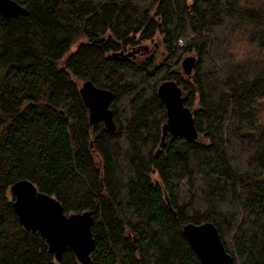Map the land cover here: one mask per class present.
I'll return each instance as SVG.
<instances>
[{"label": "trees", "instance_id": "obj_1", "mask_svg": "<svg viewBox=\"0 0 264 264\" xmlns=\"http://www.w3.org/2000/svg\"><path fill=\"white\" fill-rule=\"evenodd\" d=\"M14 1L29 15H0V264H81L20 222L22 179L93 213L89 264H201L189 222L214 223L234 264H264V0ZM167 79L199 137L161 148ZM85 81L114 93L115 132L89 124Z\"/></svg>", "mask_w": 264, "mask_h": 264}, {"label": "water", "instance_id": "obj_2", "mask_svg": "<svg viewBox=\"0 0 264 264\" xmlns=\"http://www.w3.org/2000/svg\"><path fill=\"white\" fill-rule=\"evenodd\" d=\"M0 15L4 18L28 16L29 12L14 0H0ZM131 55L125 56V58ZM197 63V56L186 57L182 62L184 76L190 77ZM183 76V77H184ZM80 96L88 109L91 126L103 123L110 132L117 130L111 106L114 93L97 87L91 81L82 83ZM183 88L176 80H165L157 88L160 102L166 109L167 120L162 125L160 147L167 137H185L196 141L199 133L194 114L185 105ZM13 207L26 230L39 232L46 240L49 251L60 261L70 249L81 264H89L96 250V239L92 232L94 216L90 211L66 215L62 204L51 195L43 193L29 180L22 179L11 186ZM183 236L198 256L201 264H234L223 244L222 237L212 222L187 223Z\"/></svg>", "mask_w": 264, "mask_h": 264}, {"label": "rangeland", "instance_id": "obj_3", "mask_svg": "<svg viewBox=\"0 0 264 264\" xmlns=\"http://www.w3.org/2000/svg\"><path fill=\"white\" fill-rule=\"evenodd\" d=\"M147 42H150V41H147ZM191 55H193V54H185L183 57H182V60H181V62H180V66L182 65V62H183V60L186 58V57H188V56H191ZM141 59V58H140ZM139 59V60H140ZM157 63H156V65L157 66H160L161 64H163V62L165 61V56L164 55H161V53L159 54H157ZM181 72L183 73V68L181 67ZM177 81V80H176ZM82 83L83 82H80V86L82 85ZM184 96L186 97V95L184 94ZM25 103V102H24ZM24 103H23V105H24ZM152 179L154 180V182L155 183H157V182H159V178L156 176V175H153L152 176Z\"/></svg>", "mask_w": 264, "mask_h": 264}]
</instances>
